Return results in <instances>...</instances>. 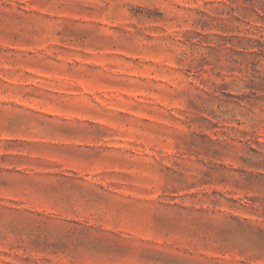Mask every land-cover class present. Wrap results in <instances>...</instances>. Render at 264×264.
Masks as SVG:
<instances>
[{
	"label": "rangeland",
	"instance_id": "obj_1",
	"mask_svg": "<svg viewBox=\"0 0 264 264\" xmlns=\"http://www.w3.org/2000/svg\"><path fill=\"white\" fill-rule=\"evenodd\" d=\"M0 264H264V0H0Z\"/></svg>",
	"mask_w": 264,
	"mask_h": 264
}]
</instances>
